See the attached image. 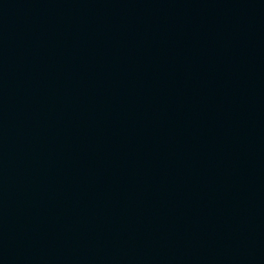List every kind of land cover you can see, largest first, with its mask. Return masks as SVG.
Wrapping results in <instances>:
<instances>
[{
  "label": "water",
  "instance_id": "obj_1",
  "mask_svg": "<svg viewBox=\"0 0 264 264\" xmlns=\"http://www.w3.org/2000/svg\"><path fill=\"white\" fill-rule=\"evenodd\" d=\"M0 264H264V0H0Z\"/></svg>",
  "mask_w": 264,
  "mask_h": 264
}]
</instances>
